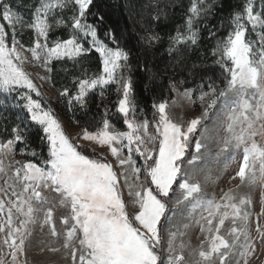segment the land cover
<instances>
[{
    "label": "snow or ice",
    "instance_id": "6c2138e0",
    "mask_svg": "<svg viewBox=\"0 0 264 264\" xmlns=\"http://www.w3.org/2000/svg\"><path fill=\"white\" fill-rule=\"evenodd\" d=\"M93 2L39 0L31 13V21L27 22L21 13L13 10L11 3L0 0V92L10 94L17 89L28 90L18 93L19 98L25 101L23 107L31 121L42 129L41 140L48 142V158L40 165L32 161H14L6 167L4 160L14 153V146L26 144V129L17 125L11 130L12 138L0 141V174L7 177L0 192L5 196L10 192L7 200L0 199V216H5L6 212L5 219L0 222V234H3L0 243L9 249L11 264H17L18 255L25 254L26 241L32 235L30 225L39 224L42 229L48 226L53 237L59 236L54 219L57 208L67 213L60 216V223L68 226L63 248L70 250L73 264H77V257L79 264H164L158 249L162 243V218L168 219L165 198H170L178 176L188 175L184 170L185 162L194 168L202 159V150L208 147L204 143L208 139L204 133L196 138L191 159H186L185 154L191 148L193 136L200 130L202 121L208 118L209 110L213 108H219L225 117L220 153L242 148L243 157L236 176L242 184L254 187L259 181L264 187V144L255 139L258 135L264 137V14L255 12L252 0H247L243 12L233 14L227 36L217 40L213 55L223 70L224 87L210 82L208 91H203L201 86L198 99L203 113L186 123L176 122L168 114V101L163 100L153 103L154 116H158V120L154 119L151 124L147 119L139 121L136 118L131 78L124 75L129 67V52L118 45L109 47L98 38L96 26L88 22L89 15H95L91 12ZM205 5L206 0H191L183 30L178 28L169 37V54L179 52L181 46L197 45L199 21L212 10L211 4ZM66 11L71 13L70 23L65 18ZM153 19H159V16ZM249 25L259 44L248 39ZM18 26L21 29L26 27L34 34L31 47H26L18 38ZM60 27L69 29V37L49 43L54 28ZM106 35L116 43L111 32ZM209 35L215 36V32ZM159 39L158 34L148 37L149 43ZM92 49L100 55L101 73L76 80L75 95L64 89L61 96L68 97L69 105L75 102L84 107L89 93L98 87L101 95L109 84H118V91L122 90L117 112L122 114L127 131L115 129L104 118L97 131L85 128L78 138L100 147L107 146L117 166L123 168L127 165L136 175L138 190L133 191V186L128 185L134 205L131 215L119 185L120 176H125L127 184L126 174H118L113 164L89 158L77 150L78 146L65 134L51 109L45 110L40 101L29 95L30 92H36L37 96L41 93L20 66L27 61L23 53L29 52L32 61L51 73L53 60L66 58L78 63ZM40 78L50 79V76ZM170 87L178 91L176 83H170ZM180 94L194 103L193 89L185 88ZM4 103L5 100L0 99V105ZM150 126H154V134L149 133ZM125 149L127 157L122 158ZM133 151L144 159L143 169L136 167ZM21 154L37 155L35 150L28 152L24 148ZM142 171L145 180L139 183ZM179 189L180 196L175 200L177 206L195 209L207 205L208 215L201 216L203 223L197 221L204 237L198 249L200 259L195 264H216L217 261L219 264H239V260L254 248L249 231L250 212L247 210L250 197L237 196L230 189L223 193L221 202H202L199 199L200 184L190 179L179 182ZM256 230L264 237L258 224ZM175 236L176 233H170V237ZM184 248L181 243V250L177 252L170 239L171 254L167 264H194L186 259ZM0 264L6 262L0 259Z\"/></svg>",
    "mask_w": 264,
    "mask_h": 264
},
{
    "label": "rangeland",
    "instance_id": "374dc122",
    "mask_svg": "<svg viewBox=\"0 0 264 264\" xmlns=\"http://www.w3.org/2000/svg\"><path fill=\"white\" fill-rule=\"evenodd\" d=\"M137 9V14L140 17L137 19V29L140 33V37L149 43L148 37L151 34H155V30L152 28V23H155L160 18H164L167 11H172L175 6L180 8V13L182 15L181 22L176 26L175 32L180 28L183 30L185 25V18L188 15V8L190 7L191 0H134ZM219 0H206V5L211 4L212 10L214 5L218 3ZM11 3L13 10L18 11L22 14V18L30 22L31 13L34 11L35 6L38 5L39 0H7ZM236 12H243L244 6L247 0H237ZM253 8L255 12L264 14V0H252ZM211 10V11H212ZM210 11V13H211ZM210 13L207 17L202 18L199 21V39L204 36L205 32L202 31V27L206 24V21L211 16ZM233 13V14H234ZM65 18L69 19L71 13L66 11ZM159 16V19H153V17ZM233 16V15H232ZM231 16V17H232ZM141 19V20H140ZM70 20V19H69ZM152 22V23H151ZM231 28V18L227 22V25H222L215 29H207V34L210 37V32H215V36H212L213 50L216 47L217 40L222 39L227 36ZM66 30L67 38L69 37V29L60 27L54 28L52 32L57 30ZM260 31V29H257ZM18 38L26 47H31L34 40V34L28 30L26 27L21 29L17 27ZM173 34V35H174ZM214 37V39H213ZM247 37L250 40H254L259 44V40L254 32L251 31V26H248ZM99 38V37H98ZM100 39V38H99ZM52 40L49 39V43ZM170 44V41H168ZM158 41L149 43L157 44ZM197 43V45H198ZM195 45V46H197ZM85 46L88 47L85 42ZM195 46H189L185 48L181 46L179 52H174V56L177 59L183 54L190 52ZM90 52H94L98 55L100 62V71L97 73H89V71L81 72L79 67H82V63L74 62L68 59L53 60L50 67L52 72H46L42 67L31 60V53L24 52L23 55L27 57V61L21 64V68L26 72L36 85L38 91L41 93L40 96L36 95V92H30L29 95L33 99L41 102L42 108L45 110L51 109L53 116L59 121L65 134L70 138V140L78 147H83L85 150L95 152L100 160L113 164L114 171L118 174L124 172L127 178V184H125V176L119 177L120 191L122 193L123 199L127 205V210L129 214H133L134 205L132 203L133 197L129 196V187L132 185V190H138L136 185L138 184L136 175L131 172L129 167L125 165L123 168L117 166V161L115 157L112 156L109 148L107 146H97L94 142L86 141L78 138L82 134V130L87 128L91 132L97 131L98 128L102 127V122L104 118L110 121L115 129L119 131H127V127L123 123V116L117 112L118 99L122 95V90L118 91V84H109L103 89V95H101V89L98 87L89 93L87 97V103L84 107H81L78 103L73 102L71 105L68 103L67 96H61V92L64 89H68L70 93L75 95L77 88L75 81L82 78H92L95 75H99L102 71V63L99 53L94 49ZM88 52V53H90ZM87 53V54H88ZM85 54V55H87ZM84 55V56H85ZM213 55V51L211 52ZM215 57V65L217 57ZM57 65L53 67L54 63ZM81 64V65H80ZM176 65L171 67L168 76L169 80L167 82L168 92L156 103L163 100L168 101V114L176 122L186 123L195 116H200L204 109L201 105V101L198 99L201 91V86L203 91H208V85H203L202 82L196 80L194 76L180 74L175 68ZM220 67V66H219ZM68 74L70 80L64 79L65 75ZM124 75L130 77L129 70L126 69ZM50 79H41L40 77H49ZM181 81L183 83H181ZM132 82V92H133V80ZM176 83L178 85V91H173L170 87V83ZM185 88H190L194 90V95L192 101L187 100L180 93L184 91ZM28 92L27 89H17L10 94L0 92V99H4L5 103L0 105V119L1 117L10 118L12 127L19 125L21 128L26 129V144L17 143L15 151L13 154L9 155L5 160L4 164L7 167L10 163L14 161H32L33 163L41 164L42 160L48 158V142L44 139L45 146L47 148L46 153L41 155L36 151L35 144L29 142L30 135L37 132L38 137H42L44 134L39 125L34 124L27 110L23 107L25 101L19 98L18 93ZM134 96V95H133ZM136 101V99H135ZM137 115L136 118L139 121L147 119L143 109L139 106L136 101ZM107 110V111H106ZM148 120V119H147ZM158 120V116H157ZM225 117L219 108H213L209 110L208 118L202 121L200 130L195 133L192 139V146L186 155L191 159L192 153L195 148V140L197 137L204 133L208 139L204 140V143L208 145L207 149L202 150V159L196 162L195 167L187 165L185 162L184 170L187 172V176H178L177 182L174 183V191L170 192V198L167 199L168 212L167 220H163V228L161 230L162 243L158 252L160 254L161 260L164 264H167L168 256L171 254L169 249V243L175 247L176 251L179 252L180 245L183 243L185 248L183 249V254L186 259L193 261H199L198 249L201 241L203 240L204 234L200 231V221L201 216H207L206 211L207 205L202 207H197L192 209L190 206L185 207V205L177 206L175 200L180 196L181 190L179 189V182L183 179H190L191 182H198L201 186V192L199 193L200 201H215L221 202V197L224 192L230 189L235 192L237 196H248L251 199V204L247 206V210L250 212L249 218V231L252 238V243L254 245L253 249L249 250V254L239 260V264H264V237L257 232V224L260 229L264 231V187L261 186L259 181L252 187L247 183L242 184L236 173L239 171V165L242 161L243 150L241 149H230L227 152L220 153L221 137L224 136ZM206 129V131H205ZM149 133L154 134L150 131ZM12 131L9 133V138H12ZM41 135V136H40ZM8 139H3L0 137V141H6ZM256 141L258 143L264 144V137L256 136ZM119 147V145H117ZM24 148L26 151L30 152L35 150L37 155L35 157L31 155H22L21 149ZM78 150V149H77ZM219 153V155H217ZM133 159L136 161V167L143 169L144 159L139 156L138 153L133 151ZM127 157V149L124 150L122 158ZM97 159V158H92ZM258 174V173H257ZM235 177V179H233ZM7 179L6 176L0 174V188L4 187V181ZM145 176L143 171L140 174L139 183H143ZM150 182V179H149ZM10 197V192L8 196H5L3 192H0V199H5ZM14 199V197H13ZM67 214L64 209L57 208L54 219L55 226L59 236L53 237L50 234V229L45 226L43 229L39 224L30 225V230L32 235L28 238L25 244V254L18 255L17 264H73L70 250L63 248V244L66 238L67 227L60 223V216ZM6 216V212H5ZM5 216H0V222L5 219ZM200 221V223H197ZM18 223V220H17ZM188 225V227H185ZM70 226V225H69ZM230 227V224H227ZM170 233H176L175 237H170ZM182 234V235H181ZM3 239V234H0V241ZM52 248L59 249L58 251H52ZM9 249L4 247L0 243V259H3L6 264H11V256L8 255ZM77 264H79L77 257ZM219 264V261L216 262Z\"/></svg>",
    "mask_w": 264,
    "mask_h": 264
},
{
    "label": "trees",
    "instance_id": "16d2710c",
    "mask_svg": "<svg viewBox=\"0 0 264 264\" xmlns=\"http://www.w3.org/2000/svg\"><path fill=\"white\" fill-rule=\"evenodd\" d=\"M237 4V0H219L214 5L206 24L202 27L205 34L198 45L190 52L181 55L179 59L174 54H169L168 51L169 37L174 34L176 26L182 20L179 7L175 6L172 11H167L163 19L160 18L155 23L151 22L155 34L160 37L157 44L145 43L140 37L137 29V19L140 17L137 14L138 7L136 8L134 0H94L91 12L95 15L90 14L88 22L96 26L98 37L109 47L115 48L118 45L129 52L128 70L133 80V95L151 124L154 119H157V116H154L155 109L152 105L167 94L168 75L171 74L169 72L172 66L176 65L177 71L185 78L187 75H192L203 85L212 82L219 85L220 88L224 87L223 70L215 65V57L211 55L213 41L207 31L227 25ZM100 17L103 19L101 20ZM108 32L114 35L116 43H113L112 39L106 35ZM57 38L67 39L66 30H57L50 34V40L54 41ZM79 62L82 63V67H79L81 72L97 73L100 71L99 58L94 52L83 56ZM56 65L57 62L53 67ZM66 78L70 80L68 74L65 75L64 79ZM11 125L13 124H11L10 118L1 117V138H9V133L13 128ZM150 131L155 133L154 126H150ZM36 133L30 135L29 142L35 144L36 151L44 155L47 148L44 140L42 141ZM77 149L89 158H99L93 151L85 150L83 147ZM189 157L186 155V159Z\"/></svg>",
    "mask_w": 264,
    "mask_h": 264
}]
</instances>
